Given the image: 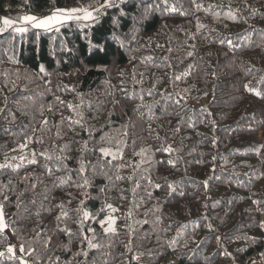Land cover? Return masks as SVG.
<instances>
[{
	"label": "trees",
	"instance_id": "1",
	"mask_svg": "<svg viewBox=\"0 0 264 264\" xmlns=\"http://www.w3.org/2000/svg\"><path fill=\"white\" fill-rule=\"evenodd\" d=\"M110 3L0 0V264H253L264 0Z\"/></svg>",
	"mask_w": 264,
	"mask_h": 264
},
{
	"label": "rangeland",
	"instance_id": "2",
	"mask_svg": "<svg viewBox=\"0 0 264 264\" xmlns=\"http://www.w3.org/2000/svg\"><path fill=\"white\" fill-rule=\"evenodd\" d=\"M72 10V9H87L89 12H92L93 14V17L95 16V12L94 10L88 8L87 6L83 5V4H77V5H73V6H70V7H67V8H64V9H59V10ZM52 15H61L63 18L59 21V22H53L51 24L50 27H39V28H52V27H55L57 26L58 24H61L65 21H68L72 18H75V17H83L84 16V13L83 12H77V13H74L72 14V18H66L68 16V13L67 12H60L58 13L57 10L49 15H46V16H38V15H34V14H28V15H25V16H34L37 18V20H43L47 17H50ZM23 16V17H25ZM35 23L36 21H25L23 18H22V21H21V24H31L32 26H35ZM261 114L258 115L255 119V121L251 122V124L254 123L253 125V128L254 129H248V130H241L240 132H238L236 134V138L238 139H243V137L245 136H255L257 139H259L261 137V133H262V127L264 126V113L263 112H260ZM260 121H263V123H261ZM257 129V130H256ZM260 129V130H259ZM1 208V207H0ZM3 215H4V222L5 224L7 225V227H4L3 229H5L12 237V233H11V230H10V225H11V219H12V213L10 211H5L3 210ZM116 217H117V209L112 206L110 209H109V213L107 216H105V218H103L101 220L102 222V225L106 228V230H116L117 229V223H116ZM264 253H262V255L260 257H258L257 259L254 260L253 264H264V256H263Z\"/></svg>",
	"mask_w": 264,
	"mask_h": 264
},
{
	"label": "snow or ice",
	"instance_id": "3",
	"mask_svg": "<svg viewBox=\"0 0 264 264\" xmlns=\"http://www.w3.org/2000/svg\"><path fill=\"white\" fill-rule=\"evenodd\" d=\"M106 3H107L108 6H111L110 0H106ZM103 6L104 5H102V7ZM57 12L58 13L67 12L68 16L66 18H72V14L77 13V12H83L84 13V16H83L84 19H92L93 18L92 12H89L87 9H72V10H67V9L59 10L58 9ZM62 18L63 17L61 15H52L50 17H47V18L43 19V20H37V18L34 17V16H25V17H23V19L25 21H36L35 27H38V28L39 27H50L53 22H59ZM76 18L79 19L80 17H76ZM3 23L5 25H11L12 21H10L8 19H4ZM45 123H46V121H45ZM101 151L105 152L104 149H101ZM49 159H50V157H49ZM81 170H83V169H81ZM85 183H87V181H85ZM85 216H88V213H85ZM4 227H7V225L4 222V215H3L2 208H0V229H2ZM21 250H23V249H21ZM8 252L13 254L12 256L8 257L9 259L16 258L15 257V250H14L13 247H9L8 248ZM4 255H5V253H0V257H2Z\"/></svg>",
	"mask_w": 264,
	"mask_h": 264
}]
</instances>
